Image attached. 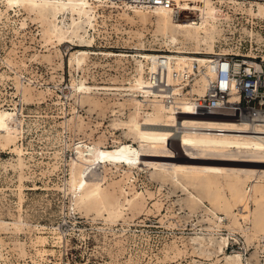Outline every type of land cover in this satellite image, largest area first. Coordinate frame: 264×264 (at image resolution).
Listing matches in <instances>:
<instances>
[{
	"label": "rangeland",
	"instance_id": "1",
	"mask_svg": "<svg viewBox=\"0 0 264 264\" xmlns=\"http://www.w3.org/2000/svg\"><path fill=\"white\" fill-rule=\"evenodd\" d=\"M224 8L232 18L214 54L264 59V19ZM98 11L87 33L92 45L81 47L45 40L37 13L0 0V109L21 121L20 137L0 142V264H264V176L182 180L187 191L154 168L101 161L86 170L82 189L70 186L74 143L111 149L127 138L111 123L127 119L130 97L111 89L129 86L136 66L115 54L168 50L153 16L143 22L123 7ZM79 49L88 52L82 69L69 64ZM73 77L111 89L77 97Z\"/></svg>",
	"mask_w": 264,
	"mask_h": 264
},
{
	"label": "bare ground",
	"instance_id": "2",
	"mask_svg": "<svg viewBox=\"0 0 264 264\" xmlns=\"http://www.w3.org/2000/svg\"><path fill=\"white\" fill-rule=\"evenodd\" d=\"M4 1L7 8L24 5L29 7V11L37 13L44 20L41 22L46 23L45 40L55 39L60 44L77 42L75 44L78 46L90 47L93 37H88V31L96 29L98 8L106 6L130 10L143 22H151L150 16H153L157 37L168 47V50H158L159 52L110 54L131 57L136 66V74L132 75L129 86L109 88L118 91L117 94L126 93L130 97L126 100L131 110L127 119H115L111 123L117 129H124L127 138L111 149H104L98 144L89 145L84 140L74 143L78 157L76 162L71 164V187L82 189L88 183L86 170L101 161L129 169L154 168L162 177H170L175 185L187 191L189 189L182 180L192 186L195 182L200 185L215 182L229 174L237 177L264 176V122H256L255 119L243 116L235 107L230 106L238 101L237 92H232L229 96L228 103L231 104L218 108L198 107L192 112L188 111L189 103L185 101L186 93L183 92L185 84H189V93L203 96L207 82L214 77L209 66L215 53V43L225 35V24L232 18L224 7L237 13H247L253 18L264 19V0H199L193 17L189 19H177L167 9L149 10L130 4L126 0ZM160 53H165L170 58L167 79L173 85L174 93L182 95L175 96L181 102L179 114H175L174 108L165 104L162 94L149 88L147 71L154 69V55ZM87 54L88 52L81 49L72 53L70 66L82 69ZM194 64L196 68H193ZM190 75H193L192 81L184 82L183 79ZM83 81L76 83L75 78H72L71 86L77 97L90 98L99 90H109L86 85ZM23 96L25 100L29 99L27 92H23ZM77 100L82 102L84 99ZM143 102L148 103L147 106L141 105ZM15 115L14 112L0 109L2 145L14 142L20 137L21 121L14 118ZM140 119L143 123L139 122ZM75 125L78 126L77 123H74ZM258 163L261 169L255 168ZM242 180L239 178V181ZM100 202L101 197L98 196L94 205ZM217 218L222 222L220 216ZM18 221L22 220L19 218ZM244 221H249L247 215ZM217 226L219 227V224ZM227 242L228 239H224V243L218 245L219 249ZM236 257L240 259V254L237 253Z\"/></svg>",
	"mask_w": 264,
	"mask_h": 264
},
{
	"label": "built area",
	"instance_id": "3",
	"mask_svg": "<svg viewBox=\"0 0 264 264\" xmlns=\"http://www.w3.org/2000/svg\"><path fill=\"white\" fill-rule=\"evenodd\" d=\"M126 1L133 5L143 6L149 10L167 9L177 19H189L193 17L196 11L195 8L200 2L199 0ZM154 56V69L147 71V78L150 81L149 88L162 94L165 104L173 107L175 114H179L182 107L180 105L181 102L176 97L182 95L174 93L173 85L167 79L170 58L165 53L155 54ZM210 62L209 68L214 74V77L207 82L205 95L200 96L196 93H189V84H185L183 88V92L186 93L184 99L189 103L188 111L192 112L198 107L218 108L222 105L231 104L228 103L229 96L232 92H237L239 99L230 106L235 107L243 116L255 119L256 122H264V59H258L257 57L241 59L235 54L216 53L213 54ZM193 68H196L195 64ZM174 74L178 76L177 72ZM192 76L185 77L183 79L184 82L188 80L192 81ZM64 238L67 247V238ZM29 262L30 264L34 263L32 260H29ZM42 262L39 260L37 264H42ZM47 262L51 261L49 260ZM56 262L59 264L62 263L61 260ZM23 264H28V261Z\"/></svg>",
	"mask_w": 264,
	"mask_h": 264
}]
</instances>
